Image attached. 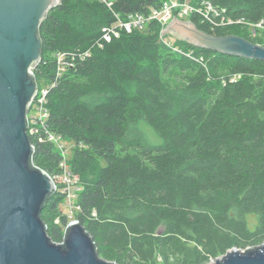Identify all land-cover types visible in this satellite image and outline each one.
Listing matches in <instances>:
<instances>
[{"label":"trees","instance_id":"16d2710c","mask_svg":"<svg viewBox=\"0 0 264 264\" xmlns=\"http://www.w3.org/2000/svg\"><path fill=\"white\" fill-rule=\"evenodd\" d=\"M60 1L40 26L34 75L39 88L54 84L48 131L75 143L68 166L82 190L73 218L98 256L115 264H210L262 245L264 61L180 40L174 50L156 20L105 39L118 18L148 16L166 0ZM202 1L243 22L212 24L195 13L189 20L198 29L264 46L249 26L264 20V0L193 3ZM29 137L30 167L57 184L40 218L59 244L70 222L56 179L64 156L43 130Z\"/></svg>","mask_w":264,"mask_h":264},{"label":"water","instance_id":"95a60500","mask_svg":"<svg viewBox=\"0 0 264 264\" xmlns=\"http://www.w3.org/2000/svg\"><path fill=\"white\" fill-rule=\"evenodd\" d=\"M60 0H0V264H115L101 259L79 221L67 225L62 243L51 242L40 213L56 191L45 170L30 167L35 147L28 114L38 91L39 29ZM201 48L264 61V46L238 36H213L190 20L173 17L162 31ZM212 264H264V243L237 249Z\"/></svg>","mask_w":264,"mask_h":264},{"label":"built area","instance_id":"2783aa9c","mask_svg":"<svg viewBox=\"0 0 264 264\" xmlns=\"http://www.w3.org/2000/svg\"><path fill=\"white\" fill-rule=\"evenodd\" d=\"M195 13L202 15V17L206 21L212 24H214L217 19H220L221 24L243 22L242 20L234 21L231 18H227L226 16H224V9H219L215 5H213V3L208 1L193 3V0H166L161 7L153 8L148 16L143 14H135L129 16L127 20H121L118 18L116 24H114L105 34V39L107 41H110L113 34L115 37H118L121 31H127L129 33L133 32L134 30L143 31L146 29L148 22H150L151 20H156L163 26H166L173 17L187 19ZM249 26L253 38L264 39V20H261L260 22L255 24H249ZM64 59V55H61L58 58V62L60 65L59 74L63 71L62 64H66ZM53 86L54 84L49 87H42L41 89L38 87L37 94L31 103L28 114V131L30 130L29 134L31 135H37L41 130H43L47 134L48 141H59V139L62 138L50 133L46 125L49 116V111L46 107L47 95L50 88ZM61 167L63 168V174L58 178H60L62 181L61 184L63 185V192L72 202L73 197H76L77 193L81 189V186L79 185V177L68 170L66 160H63V162L61 163ZM75 205L76 204H74V209L76 208ZM240 251L245 252V250L241 249Z\"/></svg>","mask_w":264,"mask_h":264},{"label":"rangeland","instance_id":"374dc122","mask_svg":"<svg viewBox=\"0 0 264 264\" xmlns=\"http://www.w3.org/2000/svg\"><path fill=\"white\" fill-rule=\"evenodd\" d=\"M183 20H189V18L183 19ZM162 37H163V41L167 44V46L173 48L174 50H177V45H176L177 39L175 37H173L172 35H165V36H162ZM259 39H261V38H259ZM262 40H264V39H262ZM63 66H64V64H62V68H63ZM29 131H28V133H30ZM49 142H52L55 145V147L62 152V154L64 156V160H66V162H67L66 163L67 168H68V170H70V167L68 166L69 165L68 164V161L73 156L74 148H75V143L72 142V141L65 140V139H59V141H49ZM101 163H102V165H105L104 162H101ZM62 174H63V172H62ZM62 174H60V175L57 176V182L60 183V184L62 183V181L58 177H61ZM79 182H80V179H79ZM80 190H82V187H81ZM61 191H62V193H64L63 192V188H61ZM76 200H77V196L76 197L74 196L73 197V201L71 202L68 199L67 195H66L65 201L61 205L62 212L64 214H67V215L70 216V222L73 221V220H75V218H73V210H74V204H76ZM56 222H58V220ZM221 257L222 256H220L219 258H221ZM219 258H217V259H219ZM216 260H212L210 262V264L214 263Z\"/></svg>","mask_w":264,"mask_h":264}]
</instances>
